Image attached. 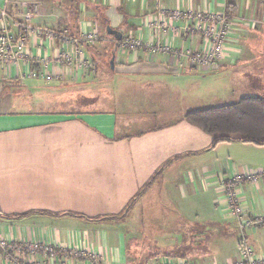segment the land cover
<instances>
[{
    "label": "crops",
    "instance_id": "0c3cea01",
    "mask_svg": "<svg viewBox=\"0 0 264 264\" xmlns=\"http://www.w3.org/2000/svg\"><path fill=\"white\" fill-rule=\"evenodd\" d=\"M160 5L247 18L235 36L239 53L202 71L167 53L118 51V35L129 31L173 48H201L183 23L173 33L147 24L153 15L158 21ZM21 24L71 36L93 29L98 39L82 46L89 66L75 79L32 76L42 56L54 70L61 46L45 35L31 34L26 55L0 65L3 236L93 253L101 264L186 257L193 235L206 237L195 249L200 259L186 257L194 264H225L226 255L234 261L242 243L264 255V224L240 229L230 209L241 205L252 218L264 216V176H248L264 173V144L216 143L218 136L185 117L244 97L264 98V0H0V31L17 36ZM94 101L103 105L90 107ZM235 177L240 183L232 200L225 186ZM158 205L174 207H152ZM65 255L40 251L26 261L89 264L79 254Z\"/></svg>",
    "mask_w": 264,
    "mask_h": 264
},
{
    "label": "built area",
    "instance_id": "2783aa9c",
    "mask_svg": "<svg viewBox=\"0 0 264 264\" xmlns=\"http://www.w3.org/2000/svg\"><path fill=\"white\" fill-rule=\"evenodd\" d=\"M158 1V0H157ZM36 9V7L34 8ZM158 21L155 16H151L147 24H154V28H160L170 33L177 28L175 24L183 23V30L190 31L201 40V48L192 50L190 48H173L165 42H149L141 37H135L131 31L122 35L117 41L116 48L120 52H134L139 48H144L149 54H170L172 58L183 59L193 69L215 70L219 67L222 60L235 56L239 53L236 44V32L239 30L240 18L234 14L226 12H215L212 10H182L176 7L166 10L160 5ZM31 14L26 13L24 18L28 20ZM22 32L13 36L7 31H0V65L12 66L26 55V48L29 36L45 35L50 41L58 40L61 47L54 55V70H50V61L47 56L40 57L41 68L34 71L33 77L49 81L61 75H69L75 79L79 71L86 69L89 62L85 56L83 45H91L98 39L96 30L82 29L77 35L71 36L65 31L53 33L46 31L45 28H32L29 24H21ZM169 29V30H168ZM69 45V48L67 47ZM248 176L256 179L257 176H264V173H249ZM240 183L239 178L235 177L226 184L230 198L233 200L236 190L233 188ZM231 213L238 217L240 229L256 227L264 224V216L250 217L246 214L241 205L230 208ZM47 252L50 257L58 258L59 254L81 255L88 259L89 264H101L96 254L79 251H65L56 249L47 243L27 240V239H8L0 232V264H27L26 256L34 255L37 252ZM148 264H194L186 257H173L169 255L157 256L150 260ZM229 264H264V255H256L253 249L245 243L238 249L236 259Z\"/></svg>",
    "mask_w": 264,
    "mask_h": 264
},
{
    "label": "trees",
    "instance_id": "16d2710c",
    "mask_svg": "<svg viewBox=\"0 0 264 264\" xmlns=\"http://www.w3.org/2000/svg\"><path fill=\"white\" fill-rule=\"evenodd\" d=\"M185 117L206 133L218 136L215 139L216 143L238 139L243 142L264 144L263 97H244L236 102L192 110L187 112Z\"/></svg>",
    "mask_w": 264,
    "mask_h": 264
},
{
    "label": "rangeland",
    "instance_id": "374dc122",
    "mask_svg": "<svg viewBox=\"0 0 264 264\" xmlns=\"http://www.w3.org/2000/svg\"><path fill=\"white\" fill-rule=\"evenodd\" d=\"M247 19V18H246ZM245 18H244V20H240V21H245L246 20ZM46 31H50V32H53V33H60V32H62L63 30L62 29H58V28H52V27H47V29H46ZM69 33H71L73 36L74 35H77V33H74V31H70ZM67 78H69V77H65V79L67 80ZM70 79H71V77H70ZM103 104H102V102H100V101H94V102H92L91 104H89V106L90 107H94V108H96V107H101ZM160 191V192H159ZM158 191V193H157V198L158 199H160V198H163L164 196H163V190H159ZM154 192H155V189H154ZM145 207H151V206H145ZM152 207H156L157 208V210H159V209H162V207H164V208H168V210L169 209H173V207L174 206H172V205H168V206H152ZM231 232H232V230H231ZM230 232V233H231ZM233 234H229V236L228 237H230V236H232ZM144 240H147V241H149L150 240V238L148 237H145V238H143V241ZM189 240H190V243L193 245V249H191V252H189V253H187V254H184L186 257H188V258H191V259H194L195 261H197V259H200L199 258V255L200 254H197V253H199L197 250H195V249H198V246H204L205 244H206V237H195V235H193V236H191L190 238H189ZM151 242H153V240L151 239ZM221 251H223L222 249L221 250H219V252H221ZM229 251V250H228ZM227 254H229L228 252H227ZM217 255H219L220 256V254H217ZM159 256H161V255H159ZM174 257H177V256H174ZM226 262L227 263H225V264H229V263H232L233 261H231L232 259L231 258H227V255H226ZM228 260V261H227Z\"/></svg>",
    "mask_w": 264,
    "mask_h": 264
},
{
    "label": "water",
    "instance_id": "95a60500",
    "mask_svg": "<svg viewBox=\"0 0 264 264\" xmlns=\"http://www.w3.org/2000/svg\"><path fill=\"white\" fill-rule=\"evenodd\" d=\"M120 39V36L118 35V37H117V40H119ZM113 57V56H112ZM110 62H112V60H110Z\"/></svg>",
    "mask_w": 264,
    "mask_h": 264
}]
</instances>
